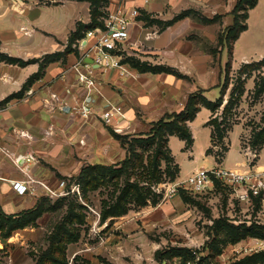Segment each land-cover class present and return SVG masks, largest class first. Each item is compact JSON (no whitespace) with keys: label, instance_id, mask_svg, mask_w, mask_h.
Listing matches in <instances>:
<instances>
[{"label":"rangeland","instance_id":"rangeland-1","mask_svg":"<svg viewBox=\"0 0 264 264\" xmlns=\"http://www.w3.org/2000/svg\"><path fill=\"white\" fill-rule=\"evenodd\" d=\"M83 2L88 3L91 9L89 1ZM237 2L148 0L146 3L142 0L144 5L137 4L134 7L140 12L139 18L146 17L149 20L143 21V29L153 33L149 39L164 41V37L169 36L166 23L183 12L192 11L189 24L175 29L177 42L173 48L163 43L155 49L149 41H145L144 35H138L126 46L125 58L170 68L175 72H190L189 76L181 73L185 78L174 77L186 87L208 86L206 90L199 87L195 93L212 102L223 97V104L214 113L209 110L211 114L203 126L207 138L210 136V145L203 159L193 164V169L197 168L198 171L214 168L264 169V143L258 140L259 133L264 129V90L259 91V84L264 82V58L241 63L240 58L235 59L233 53L230 80L226 85V93L222 94L229 49L235 36L225 41L222 51L218 41L222 34H228V28L233 25L232 11ZM113 3L114 0L101 3V20L104 21L110 14L109 7ZM84 14L85 19L89 17L90 21L80 23L88 26L91 23V12L86 10ZM216 16L218 20L214 23L203 22V19ZM247 23L250 29L239 43V49L250 51L253 49L251 45L260 40L261 44L256 42L257 46L254 47L261 49L257 53H264V0H259L257 8L249 12ZM0 51V55L15 56V44L1 42ZM56 54L64 55L65 52ZM243 70L246 73L240 74ZM0 72L5 73V83L15 84V65L2 61L1 56ZM235 87L239 90L234 92ZM5 106L7 104L0 105L1 108ZM226 108L228 112H225ZM205 114L204 111L197 122L202 121ZM150 128L151 125L147 130ZM119 131L111 130V134L138 136L148 133L122 134L123 129ZM115 140L119 142V148L126 152L127 158L126 148ZM193 147L194 142L192 146L186 144L184 152H193ZM126 158L111 166L120 168ZM167 164L166 161L160 163L159 181L144 179L138 170H130L134 172L130 183L141 190H149L151 196L159 200L158 205L154 206L152 199L147 200V206H139L129 200L126 204L129 209L127 214L108 217L104 223L105 211L121 193L113 184L118 183L119 189H123L125 176L98 189L80 184L77 180L80 174L72 177L58 176V180L66 182L65 189L60 188L59 184L48 186L58 196L50 195L45 188L41 196L50 201L51 209L45 211L34 225L14 232L8 239L0 232V264H185L188 261L196 264H244L247 260L249 264H261L255 256L264 257V237L249 236L236 241L225 228L253 224L264 226V202L257 200L253 204L241 203L232 190L220 184L202 194L179 189L177 194L166 198L160 188L181 180L180 173L174 179L169 176V172L173 174L176 167L180 168L175 158L173 163ZM88 166L95 165L85 167ZM196 172L193 171L185 180ZM73 187L78 189L72 192ZM72 205L74 207L71 210ZM18 207L35 208L29 202ZM187 253L190 257L188 260L184 257ZM251 258H254L253 261Z\"/></svg>","mask_w":264,"mask_h":264},{"label":"crops","instance_id":"crops-1","mask_svg":"<svg viewBox=\"0 0 264 264\" xmlns=\"http://www.w3.org/2000/svg\"><path fill=\"white\" fill-rule=\"evenodd\" d=\"M118 2L114 0L109 11L116 10ZM137 4L144 5L142 0L128 1L131 7ZM86 10L90 11L89 4L77 0H0V43L15 44V56L10 57L25 62L39 61L25 67L15 65V79L12 77L15 84L5 83V73L0 72V103L25 91L22 97L0 107V207L8 215L32 209L18 207L26 202L35 207L45 192L42 184L58 186V176H77L87 165L111 166L122 162L126 152L119 148L111 130L123 129L122 134L149 132L147 127L165 114L183 110L188 97L199 87L208 88L186 87L173 75L140 73L123 63L124 74L118 69L103 71L86 61L78 67L84 52L77 43L64 57L46 65L41 76L29 84L40 71L42 60L39 59L65 52L78 23L90 21L89 17L85 19ZM189 20L183 19L169 27V36L164 37V41L149 39L153 33L144 30L143 21L137 19L129 42L144 35L145 41L155 49L163 43L173 48L177 42L175 31L181 25L189 24ZM249 29L241 34L234 46L235 59L239 57L241 63L264 58V53H257L261 49L254 47L256 42L261 44L260 40L251 45L250 51L239 49V43ZM85 45L83 41L81 47ZM180 73L190 75V72ZM80 74L94 80L96 88H88L80 80ZM108 102L122 107L126 116L114 126H107L101 119V112ZM82 107L90 110L88 117L82 115ZM204 111L205 118L197 122ZM210 114L207 109L201 110L190 123L195 140L193 152H184L186 143L179 138L172 136L169 140L173 157L180 165L181 180L178 182L198 171L193 169V164L206 155L210 136L207 138L203 126ZM28 156L35 157L37 163L23 172L15 160ZM29 178L35 181L32 186L27 183ZM15 183L27 186L29 192L19 195L13 187Z\"/></svg>","mask_w":264,"mask_h":264},{"label":"trees","instance_id":"trees-1","mask_svg":"<svg viewBox=\"0 0 264 264\" xmlns=\"http://www.w3.org/2000/svg\"><path fill=\"white\" fill-rule=\"evenodd\" d=\"M77 1H89L91 3V23L88 26L82 23H78L76 31L73 32L69 38V43L65 54L69 52V49L75 43L84 40L88 31L97 28H104V21L101 20V17L103 16L101 3H106L107 0ZM258 3L259 0H238L234 10L232 11V15L234 16L233 25L228 28V34L226 36L222 34L219 37L218 44L221 47L222 51L224 50V44L226 43L225 41L230 40L233 36H235L229 49V61L226 65L227 72L225 73L222 94L226 93V85L230 80V71L232 68L235 42L239 39L240 35L243 32L248 30L249 26L247 21L249 19V12L251 10H254L257 7ZM192 16V11L183 12L179 16L175 17L170 23H166L165 26L171 27L175 23ZM139 20L147 22L149 21L146 17L144 19L139 18ZM217 20L218 16L213 19H203V22L208 24L214 23ZM85 31L86 33L84 34L83 32ZM65 54H52L44 57L43 61L40 63L39 73L30 79L29 84L41 76L42 72H44L45 70L46 65L64 57ZM0 56L2 58V61H8L12 65H19L21 67L39 62L38 60L25 62L12 57L3 55ZM122 63L129 64L131 68L137 70L140 73L168 74L176 76L178 78H185V76L180 72H175L170 68L151 66L147 63H142L134 58H125ZM244 73H246L244 72V70L243 72H240V74ZM235 90L238 91L239 88L235 87L234 92ZM263 90L264 82L262 84H259V91L262 92ZM24 92L25 91H22L9 96L3 102H1L0 105L8 104L12 100L22 97L24 95ZM222 104L223 97H221L216 102H212L199 93H193L188 97L185 107L182 111L165 114L161 119L151 124L150 130L146 134L130 136L119 135L112 132L113 136L118 141H120V143L123 147L126 148L128 153V156L126 160L121 164V167L116 168L115 166L107 167L103 165L88 166L82 169L79 177L77 178L79 183L87 185V188L98 189L101 186H106L108 183L113 184V181H118L120 178L125 176L126 182L123 183V189H119L120 186H118V183L113 184L116 188L118 187L117 189L120 190L121 193L115 198L114 204L110 206L108 211H105V214L103 216L104 220L102 222L104 223L108 217H116L127 214L129 212V209L126 207V204L129 200L135 201L139 206H147V200L152 199L153 205H158L159 200L151 196L149 190H141L137 185L130 183L129 180L134 175V172L132 173L130 172V170H134L135 172H137L138 170L139 175L144 179H148L150 181H159V179L161 178V170L159 169L160 163L162 161H166V163H168L167 165H169L170 163H173L174 160L171 155L172 152L169 149L170 137L176 136L180 140L185 141L188 146H192L194 139L189 124L195 121V119L197 118V114L202 110V108H206L214 113ZM225 112H228V108L225 109ZM258 140L259 142L264 143V129L259 133ZM145 156L146 160L144 159ZM176 169L177 170L173 174L169 172V176H172L173 179L176 174L178 175L180 173V168L176 167ZM56 205L57 204H55V206ZM51 207L52 206L50 205V201L44 198L38 202L37 206L34 209L16 215H8L0 208L1 235L4 238L8 239L13 235L14 232L26 228L31 224L34 225L35 222L42 216V214L45 211L51 209ZM73 207V205L70 206V209L72 210ZM225 229L236 241L245 239L249 236L261 237L262 235V237H264V226L256 224H253L251 226H226ZM188 253L184 254L186 260H188L190 258L189 255H191L190 253L188 255ZM255 257L257 261L260 260L262 262L261 264L264 263V257L262 255H258ZM253 259L254 258H251L250 260L253 261ZM244 264H249L248 260L244 262Z\"/></svg>","mask_w":264,"mask_h":264},{"label":"built area","instance_id":"built-area-1","mask_svg":"<svg viewBox=\"0 0 264 264\" xmlns=\"http://www.w3.org/2000/svg\"><path fill=\"white\" fill-rule=\"evenodd\" d=\"M145 2L147 3L148 0H145ZM118 3L117 9L110 11V14L104 20V28L90 30L87 32L86 38L80 41L79 47L83 50L84 54L77 65L78 67L86 64L85 59L92 58L98 69L103 71L118 69L121 73H125L126 69L122 61L126 56V46L131 38L133 23L140 17V12L138 9L129 6L126 0H119ZM152 35H149V37H152ZM83 41L86 42V45L81 47ZM91 71H93L92 68ZM80 80L85 82L88 88H96L95 81L87 75L80 74ZM82 115L88 117L90 110L84 107ZM125 118L123 108L113 105L110 102H108V105L101 112V119L107 126L119 124ZM21 161H23L22 164ZM15 163L25 172L30 166L37 163V159L33 156L21 157L16 159ZM34 182L29 178L27 183L32 186ZM216 184L232 190L235 193L234 196L236 199L241 203L253 204L257 200L264 202V169L261 170L252 167L242 169L214 168L211 170H200L192 174L184 182L162 186L160 191L164 193L166 198L177 194L179 189H185L194 194H202L209 189L215 188ZM42 186L50 195L58 196L48 186L44 184ZM59 186L65 189L66 182L60 181ZM13 187L21 196L29 192V188L21 183H15ZM77 189V187H73L72 192H75ZM185 264H196V262L188 261Z\"/></svg>","mask_w":264,"mask_h":264},{"label":"water","instance_id":"water-1","mask_svg":"<svg viewBox=\"0 0 264 264\" xmlns=\"http://www.w3.org/2000/svg\"><path fill=\"white\" fill-rule=\"evenodd\" d=\"M85 61L88 64L94 65V61L92 59H90V58H87Z\"/></svg>","mask_w":264,"mask_h":264}]
</instances>
